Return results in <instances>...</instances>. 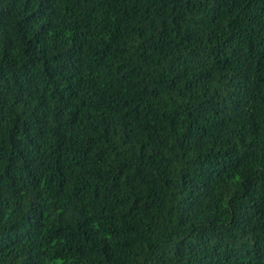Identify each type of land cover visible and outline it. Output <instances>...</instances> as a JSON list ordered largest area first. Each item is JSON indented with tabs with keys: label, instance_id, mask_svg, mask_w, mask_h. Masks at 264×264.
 <instances>
[{
	"label": "trees",
	"instance_id": "16d2710c",
	"mask_svg": "<svg viewBox=\"0 0 264 264\" xmlns=\"http://www.w3.org/2000/svg\"><path fill=\"white\" fill-rule=\"evenodd\" d=\"M0 264H264V0H0Z\"/></svg>",
	"mask_w": 264,
	"mask_h": 264
}]
</instances>
